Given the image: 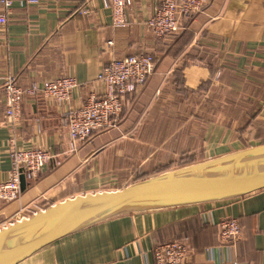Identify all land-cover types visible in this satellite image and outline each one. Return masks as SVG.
<instances>
[{
  "label": "crops",
  "instance_id": "crops-1",
  "mask_svg": "<svg viewBox=\"0 0 264 264\" xmlns=\"http://www.w3.org/2000/svg\"><path fill=\"white\" fill-rule=\"evenodd\" d=\"M41 1L38 6L16 1L7 12L0 4V17L7 19L0 23V181L11 176L14 149L41 148L57 161L27 180L16 200H0L1 229L63 201L108 192L121 181L110 172L117 158L140 155L148 130L155 134L170 116L172 103L188 95L210 97L208 108L217 111L210 129L198 137L205 142V157L245 149L243 143L264 144V0H210L203 11L183 20L179 33L162 39L146 26L162 0H132L123 28L112 25L110 0ZM142 53L153 54L156 67L126 98L122 119L72 145L68 113L91 93L103 95L104 84L98 80L103 66L115 57ZM6 75L23 87L72 76L80 88L63 106L41 95L25 97L21 117L12 124L5 117ZM226 218H237L242 227V238L227 245L220 241L219 227ZM170 241L189 248L185 264H264V190L116 217L63 238L20 264H156L153 249Z\"/></svg>",
  "mask_w": 264,
  "mask_h": 264
},
{
  "label": "built area",
  "instance_id": "built-area-1",
  "mask_svg": "<svg viewBox=\"0 0 264 264\" xmlns=\"http://www.w3.org/2000/svg\"><path fill=\"white\" fill-rule=\"evenodd\" d=\"M16 1L24 6H38L43 2L41 0H0V4L7 12ZM209 2L210 0H162L153 16L147 20L146 26L154 37L162 39L178 32L185 17L203 11ZM131 3L132 0L109 1L113 27L127 26L126 9ZM6 22V15L1 16L0 23ZM112 44L113 42H109L110 46ZM155 63L156 57L153 54L142 53L123 58L115 57L103 66L98 74V80L104 84L103 95L91 93L80 108L68 113L66 127L72 145L85 143L94 133L115 127L117 119L124 112L126 98L145 84L154 73ZM79 88L80 83L72 76L48 80L42 86L32 84L23 87L16 77L6 75L2 78L5 117L8 123H16L21 117L25 97L41 95L44 99L54 101L58 105H67L73 93ZM10 158L11 176L7 181H0V200L5 202L14 201L20 196L21 173H24L28 180L35 179L46 166L57 161L50 152L37 147L14 149L10 152ZM14 222L17 221H11L8 225ZM7 226L4 225L3 228ZM219 227L222 244L235 243L242 238V227L237 218H226L221 221ZM189 253V248L181 241L162 243L153 249L156 264H185Z\"/></svg>",
  "mask_w": 264,
  "mask_h": 264
},
{
  "label": "water",
  "instance_id": "water-1",
  "mask_svg": "<svg viewBox=\"0 0 264 264\" xmlns=\"http://www.w3.org/2000/svg\"><path fill=\"white\" fill-rule=\"evenodd\" d=\"M29 183L20 175V188ZM264 190V144L166 171L121 190L75 197L0 229V264H20L41 249L127 214L204 205Z\"/></svg>",
  "mask_w": 264,
  "mask_h": 264
},
{
  "label": "rangeland",
  "instance_id": "rangeland-1",
  "mask_svg": "<svg viewBox=\"0 0 264 264\" xmlns=\"http://www.w3.org/2000/svg\"><path fill=\"white\" fill-rule=\"evenodd\" d=\"M194 95H188L182 102L172 103V110L167 111L170 116L160 123L159 130L155 134L148 130V134H145L144 138L150 140L142 138L144 141L139 144L141 146L140 155L138 154L133 158L126 156L117 158L119 163L116 169L110 172L117 173L121 177V181L117 180L113 185H110L111 187L107 189L108 192L121 190L135 182L166 171L209 159L203 156L206 146L204 145L205 142L199 138L204 137L205 132L210 129L211 115L217 111L208 108L210 97L201 100ZM201 101H203V105H200ZM179 106L181 109H178ZM123 114L124 112L116 123L122 119ZM141 127L146 132L147 127L143 124ZM105 131L107 130L93 135ZM250 144L243 143V146L249 148ZM194 155L197 156L190 157Z\"/></svg>",
  "mask_w": 264,
  "mask_h": 264
},
{
  "label": "trees",
  "instance_id": "trees-1",
  "mask_svg": "<svg viewBox=\"0 0 264 264\" xmlns=\"http://www.w3.org/2000/svg\"><path fill=\"white\" fill-rule=\"evenodd\" d=\"M195 14H191V15H188L187 17H185L183 20L185 21V20H188V19H190L191 17H193ZM183 22V21H182ZM180 32V30L178 31V32H176V33H173V34H171V35H175V34H177V33H179ZM171 35H168V36H171ZM252 146V145H251ZM250 146V147H251ZM197 155H194V156H190L191 158L192 157H196ZM204 157H205V155H203Z\"/></svg>",
  "mask_w": 264,
  "mask_h": 264
}]
</instances>
